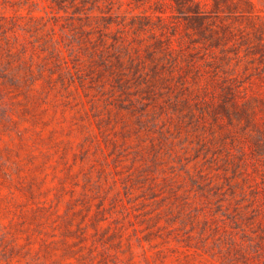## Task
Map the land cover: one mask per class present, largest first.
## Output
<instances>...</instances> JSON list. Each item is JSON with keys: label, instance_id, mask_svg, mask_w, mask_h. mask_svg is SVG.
Listing matches in <instances>:
<instances>
[{"label": "rangeland", "instance_id": "rangeland-1", "mask_svg": "<svg viewBox=\"0 0 264 264\" xmlns=\"http://www.w3.org/2000/svg\"><path fill=\"white\" fill-rule=\"evenodd\" d=\"M176 16L0 0V264H264L262 65Z\"/></svg>", "mask_w": 264, "mask_h": 264}, {"label": "trees", "instance_id": "trees-1", "mask_svg": "<svg viewBox=\"0 0 264 264\" xmlns=\"http://www.w3.org/2000/svg\"><path fill=\"white\" fill-rule=\"evenodd\" d=\"M176 17L182 19L184 32L195 45L231 56L244 65L257 61L264 79V23L257 26L253 0H171ZM189 33H193V37ZM200 45V46H198Z\"/></svg>", "mask_w": 264, "mask_h": 264}]
</instances>
